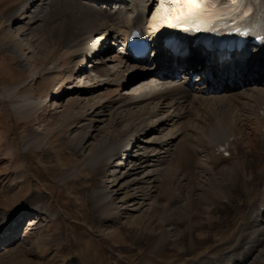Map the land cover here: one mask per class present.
Masks as SVG:
<instances>
[{
  "label": "bare ground",
  "instance_id": "1",
  "mask_svg": "<svg viewBox=\"0 0 264 264\" xmlns=\"http://www.w3.org/2000/svg\"><path fill=\"white\" fill-rule=\"evenodd\" d=\"M127 2L128 0H24L23 4H19L20 9L24 7L22 13L16 14L19 11L17 5L6 14H0V17L14 21L11 28L15 29L16 33H20L19 29L24 24L30 25L29 33L20 34L23 41L30 42L32 36L35 39L32 43L38 50L47 49L53 44L59 45L60 51L64 52L66 57L77 59L80 68L85 64V58L82 56L99 43H102V51H110L105 55L107 61L99 57L101 60H97L94 65L93 71L97 75L92 77L83 68L79 71L80 68L76 69L77 64H75L72 70L68 71L61 85L64 87L63 91L67 90V99L73 95L66 104L75 102L79 109L76 115L82 119L86 116H91L93 120L99 118L98 121L103 124L100 125L99 122L95 131L102 127L108 132L105 138L100 139L98 146H91L90 149H88L90 141L96 139L94 133L83 139L73 138L67 144L69 149L85 157L79 165L93 172L94 181L100 179L104 168L116 158L127 138L129 137V140L125 147L133 142L126 162L121 161L122 156L117 157L114 160L116 166L114 175L106 180L94 182L91 188L94 189L92 195L91 190L89 191L90 199L91 197L93 199V202L91 199L92 210L94 212L95 209L99 213L101 217L94 212L101 222L116 216L119 206L115 203L114 197L130 188L133 193L131 192L132 195L128 198L131 201L130 205L133 206L131 209L135 211H144L146 210L144 207L149 206L150 209L157 210L156 212L163 213L164 216L172 217L177 211L181 214L185 206L181 201L183 192L186 193L184 195L195 200L197 210L204 211L206 203L205 206L200 203L203 193L199 192L203 181L214 179L223 170L228 172L231 167H237L243 170V175L239 172L242 176L237 173V180L245 183V197H249L250 202H253L241 217L243 219L240 222L242 224L240 234L244 236H240L241 242L239 243L238 240L237 244L235 243L225 253L206 255L208 257L206 261L200 262L195 259L190 264H243L242 261L249 256L258 260L257 258L264 256V253L261 254L264 248L257 250V244L264 240V210L256 215L254 212L255 206L258 209L264 206V155L257 158L254 156L257 151L264 154L262 118L264 82L258 83L254 80L246 85L245 89L241 87L226 89L221 94L212 96H207L198 87L189 89L184 83L159 86L155 81V70L150 69L149 62L143 61L137 64L138 67L127 56L118 55L116 46L110 45L107 40H116L118 35L128 36L133 28L139 29L145 37L155 40H161L181 26L189 27L184 31L186 33H194L198 28L208 27L222 30L245 28L252 34L264 33V0H201V5L197 4L198 2L193 4L181 0L180 3L175 4L178 8L176 14L169 15L162 26H155L165 13L159 7L160 0H135L133 5ZM140 3L146 7L143 12L137 13L135 7ZM149 3L151 6L148 10ZM147 10L148 15H146ZM0 49L9 54L13 53L19 61V66L28 68V62L14 38L0 43ZM248 57L251 59L247 65L254 69L257 67L256 64L264 59V50H254ZM248 68L243 75L247 73ZM242 70L245 68L242 67ZM83 74L87 75L85 79L82 77ZM138 78V82L131 85V81ZM76 79H84V83H91L83 88L67 89L66 85ZM95 80V83L92 82ZM14 84L12 91L9 92L1 87L0 95L4 98L13 95L17 102L14 105L16 112L28 117L43 107L44 102L39 101L37 96H32L29 92L26 96L18 97L16 91L20 90L22 83ZM147 86L150 89L146 90ZM157 86L160 87L159 90L155 88ZM58 92L53 91L55 96ZM83 98L90 110L80 112L86 106L83 105L84 100H81ZM45 103L47 104L46 101ZM107 116L108 122L105 123L103 118ZM43 134L33 131L31 135L20 141V148L23 150H27L28 147L44 148L46 137ZM220 144L228 145L229 155L216 153L215 147ZM199 152H204L205 155L200 157ZM253 164H256L259 170L255 171ZM77 166L67 170L66 177H74ZM223 176L225 177V174ZM237 180L231 177L230 183L225 188H221V185L217 186L216 194L214 193L217 195L216 200L219 199L222 204L223 201L232 199L231 194H234ZM34 191L40 196L33 195V197L42 199L27 201L14 211L0 212V242L6 239L2 238V234L6 232L9 234L5 242L8 244L12 241L10 236L15 235L18 226L25 225L26 215L30 211L43 216L40 219H30V229L46 216H55L37 187ZM242 197L239 194V198ZM117 220L119 218L113 221ZM14 224L16 231H12ZM174 229L162 227L157 233L159 237H164L158 238L156 245L152 244V250H157L159 246L164 248L163 241L159 242V240L172 242L173 233L178 235ZM136 237L138 238L139 235L136 234ZM247 238L252 242L249 246H245ZM59 239L55 237L51 239V243L58 244ZM21 240L20 237L6 248H14ZM162 248L154 254H160L165 249L161 250ZM191 248H195V245ZM243 248L238 258L239 251ZM232 254H237L234 260ZM258 255L260 256L257 257ZM229 257V262L225 263L224 260ZM11 264H26V262L23 258H19Z\"/></svg>",
  "mask_w": 264,
  "mask_h": 264
},
{
  "label": "rangeland",
  "instance_id": "2",
  "mask_svg": "<svg viewBox=\"0 0 264 264\" xmlns=\"http://www.w3.org/2000/svg\"><path fill=\"white\" fill-rule=\"evenodd\" d=\"M22 1L24 0H0V14H6ZM186 1L193 4L198 2L197 4L201 5V0ZM180 2L181 0H160L159 7L165 13L155 26L164 25L169 15H175L178 9L175 4ZM18 7L19 11L16 14L23 12L21 6ZM13 22L0 17V43L14 38L28 62V68L19 66V61L13 53L9 54L0 49V91L1 87L8 92L12 91L14 83L20 82L21 88L16 91L18 97L26 96L29 92L44 103L39 111L26 117L15 111L14 105L17 102L13 95L10 98L0 95V212L14 211L27 201L42 199L33 197L37 193L34 191L37 187L55 216H46L44 220L36 223L27 235L25 231L30 224L28 220L32 218V213L28 214L26 217L28 222H25V226L17 232V235H23V239L14 248L3 250L0 264H11L19 258H23L26 264H190L195 259L200 262L206 261L208 258L206 255L225 253L238 240L240 242L242 226L240 222L243 219L241 217L253 202H250L249 197H245V183L237 180V173L243 175V170L237 167H231L232 170L229 169L228 172L223 170L224 173L222 171L214 179L203 181V189L201 188L199 192L203 193L200 203L204 206L206 203L204 211L197 210L195 200L184 195L185 192L181 198L185 204L181 214L177 211L172 217L164 216L149 206H145L144 211H135L131 209L133 206L130 205L131 201L128 198L133 193L130 188L131 191L126 189L127 191L119 192L120 194L114 197L115 203L119 206L116 216L101 222L96 215L99 213L94 209L96 213L94 214L92 210V197L90 199L89 191L94 182L110 177L114 160L119 155L106 165L100 179L94 181L93 172L79 165L85 157L67 147L73 138L83 139L94 133L96 139L90 141L88 145L90 149L91 146H98L100 139L108 135L106 129L102 127L95 131L100 123L103 124L98 121L99 118L96 120L91 116L79 118L76 115L79 109L75 102L66 104L73 95L67 99V90L63 91L64 87L61 85L77 59L66 57L56 44L43 50L35 49L32 43L35 39L32 36L30 42L23 41L20 36L21 33H29L30 25L24 24L19 29L20 33H16L17 31L11 28ZM61 66L64 68H60ZM89 73L92 77L97 75L91 70ZM138 80L139 78L131 81V85ZM92 82L95 83L96 80ZM88 83L91 82H85L84 85L82 79H76L66 86L67 89L83 88ZM54 85L56 88L53 90ZM148 89L149 86L146 87V90ZM55 90L59 92L53 97L52 91ZM51 97L54 100H51L50 105L46 104L44 100L48 102ZM84 104L86 106L80 112L90 110L86 100ZM103 119L105 123L108 122V116ZM33 131L44 133L46 146L42 149L35 147L21 149L20 141ZM128 140L129 137L121 147L124 148ZM202 155L200 153V157ZM75 165L78 166L74 177H66L67 170ZM255 165H252L254 170H259ZM231 177L237 180L234 194H231L232 199H227L221 204L219 199L216 200L217 195L214 193L216 194L219 185L225 188ZM255 179L257 181V177ZM239 194L243 196L242 199L239 198ZM115 218L119 220L114 222ZM162 227L175 228L174 232L178 235L173 233L172 242L168 239L159 240L163 241L165 249L159 246L153 251L151 247L156 245L158 238L164 237H159L158 234ZM136 234L139 235L138 238ZM55 237L60 238L58 244L51 243V239ZM194 245L195 248H191ZM159 248L164 250L160 254H154ZM262 248L263 245L260 249ZM257 259L251 257L246 264H264V256Z\"/></svg>",
  "mask_w": 264,
  "mask_h": 264
}]
</instances>
